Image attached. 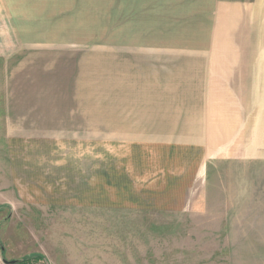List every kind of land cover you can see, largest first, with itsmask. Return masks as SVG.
I'll return each instance as SVG.
<instances>
[{
    "label": "crops",
    "instance_id": "0c3cea01",
    "mask_svg": "<svg viewBox=\"0 0 264 264\" xmlns=\"http://www.w3.org/2000/svg\"><path fill=\"white\" fill-rule=\"evenodd\" d=\"M28 52L0 131L64 156L19 169L18 193L141 212L170 193L184 210L214 159L264 151V0H0V57Z\"/></svg>",
    "mask_w": 264,
    "mask_h": 264
},
{
    "label": "rangeland",
    "instance_id": "374dc122",
    "mask_svg": "<svg viewBox=\"0 0 264 264\" xmlns=\"http://www.w3.org/2000/svg\"><path fill=\"white\" fill-rule=\"evenodd\" d=\"M106 18L112 21L110 7ZM33 54L0 57V94L9 74L13 98L19 64ZM5 104L0 102V111ZM33 136L27 135L29 149L11 140L9 150L0 131V264H264V151H244L258 162L238 154L214 159L207 166V193L200 202L190 199L184 210L176 202L170 206V193L154 196L150 211L100 210L76 206L75 197L65 203L64 193L17 192L19 183L33 190L18 181L19 169L27 182L36 158L64 156L59 149L54 154L53 144L34 150Z\"/></svg>",
    "mask_w": 264,
    "mask_h": 264
},
{
    "label": "water",
    "instance_id": "95a60500",
    "mask_svg": "<svg viewBox=\"0 0 264 264\" xmlns=\"http://www.w3.org/2000/svg\"><path fill=\"white\" fill-rule=\"evenodd\" d=\"M4 264H17V261H7V260H3Z\"/></svg>",
    "mask_w": 264,
    "mask_h": 264
}]
</instances>
